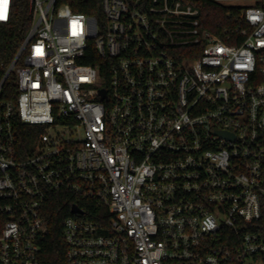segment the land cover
<instances>
[{"label": "built area", "instance_id": "obj_1", "mask_svg": "<svg viewBox=\"0 0 264 264\" xmlns=\"http://www.w3.org/2000/svg\"><path fill=\"white\" fill-rule=\"evenodd\" d=\"M198 1L103 0L100 24L29 0L0 81L17 74L16 102L0 99V264H47L61 192L85 204L59 264H264V0H214L240 12L221 34ZM14 117L40 128L26 147Z\"/></svg>", "mask_w": 264, "mask_h": 264}, {"label": "trees", "instance_id": "obj_2", "mask_svg": "<svg viewBox=\"0 0 264 264\" xmlns=\"http://www.w3.org/2000/svg\"><path fill=\"white\" fill-rule=\"evenodd\" d=\"M68 3L73 11L82 12L96 18L98 23L105 20L102 3L103 0H59ZM197 5L201 8V18L206 27L221 34L224 27L231 26L234 17L239 15L237 7L226 6L214 0H199ZM29 0H12L11 14L7 23L0 24V81L4 77L8 66L13 61L19 47L23 43L32 24ZM85 62L96 64L94 59H85ZM18 96L17 74L12 72L6 79L0 99L16 102ZM20 145L26 147L30 144L31 134L40 128L26 126L18 117L13 119ZM73 202H84L67 192H61L52 196L45 204L44 216L47 219L49 232L42 238L43 259L47 264H59L63 261L65 242L62 235L64 217L70 214V206ZM4 218L0 216V226Z\"/></svg>", "mask_w": 264, "mask_h": 264}, {"label": "water", "instance_id": "obj_3", "mask_svg": "<svg viewBox=\"0 0 264 264\" xmlns=\"http://www.w3.org/2000/svg\"><path fill=\"white\" fill-rule=\"evenodd\" d=\"M102 92H103V94L105 95V90L104 89H102ZM71 211L72 212H80L81 211V209H80V207L78 206V205H72V208H71Z\"/></svg>", "mask_w": 264, "mask_h": 264}, {"label": "rangeland", "instance_id": "obj_4", "mask_svg": "<svg viewBox=\"0 0 264 264\" xmlns=\"http://www.w3.org/2000/svg\"><path fill=\"white\" fill-rule=\"evenodd\" d=\"M62 129H63L62 127H59L57 130H59V131H60V130H62Z\"/></svg>", "mask_w": 264, "mask_h": 264}, {"label": "snow or ice", "instance_id": "obj_5", "mask_svg": "<svg viewBox=\"0 0 264 264\" xmlns=\"http://www.w3.org/2000/svg\"><path fill=\"white\" fill-rule=\"evenodd\" d=\"M0 18H3L2 16H0Z\"/></svg>", "mask_w": 264, "mask_h": 264}]
</instances>
